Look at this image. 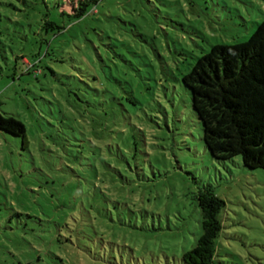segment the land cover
<instances>
[{"label":"rangeland","instance_id":"1","mask_svg":"<svg viewBox=\"0 0 264 264\" xmlns=\"http://www.w3.org/2000/svg\"><path fill=\"white\" fill-rule=\"evenodd\" d=\"M70 1L0 0V98L3 111L27 130L26 144L0 132V264H52L46 249L22 233L20 219L9 216L24 209L51 215L62 193H71L70 201L85 197V181L73 182V171L87 175L77 145L87 137L99 144L95 132L100 135L104 119L116 129V142H128L124 153L138 157L123 176L111 177L109 188L103 185L120 203L108 202L115 221L98 225L107 241L105 258L76 260L182 264L201 234L195 192L211 183L225 201L220 258L264 264V169L206 152L181 79L213 44L247 40L264 19V0H103L73 26L63 13L70 12ZM45 18L66 25L51 45ZM39 54L43 73L32 67ZM92 71L99 86L94 100L85 84ZM56 246L52 253L70 264L69 253ZM38 255L46 259L37 262Z\"/></svg>","mask_w":264,"mask_h":264},{"label":"trees","instance_id":"2","mask_svg":"<svg viewBox=\"0 0 264 264\" xmlns=\"http://www.w3.org/2000/svg\"><path fill=\"white\" fill-rule=\"evenodd\" d=\"M101 1L103 0H71L70 12L63 13L69 16L72 26L80 24L97 9ZM42 29L50 35L45 42L51 45L52 40L66 30V25L62 26L51 18H45ZM48 51L49 49L46 55ZM42 59V54H39L32 67L43 73L47 68L44 69L39 64ZM51 72L55 73L53 69ZM88 76L91 78L85 81L88 87L86 90H92L89 95L94 97V91H99L97 77L93 71ZM181 79L189 91L191 112L199 127L206 152L221 162L233 161L239 156L248 169H264V19L243 42L213 44L207 52L197 56ZM82 102L86 103L87 111L91 104L90 97L85 96ZM3 104L0 98V132L6 136L20 137L25 143L26 125L13 114L3 111ZM161 111L168 117V112L162 106ZM109 120L101 121L100 135L95 132L99 144L87 137L85 143L77 145L80 147L79 157L86 161L87 175L82 177L72 170L76 172L73 182L85 181L84 198L82 196L76 201H70L71 193L69 198L68 194L62 193L60 203L51 215L47 210L24 209L13 210L9 216L10 221L20 219L22 233L36 239V245L46 249L52 264H66L61 255L52 253L54 244L69 253L70 264L83 263L81 259L76 260L77 255L87 261L88 257L97 260L106 256L104 252L107 251V241L100 234L98 225L108 220L115 221L113 208L109 203L118 202L104 189L109 188L114 174L123 176L124 170L129 166L132 169L131 159L138 157V154L128 157L124 153L128 142L122 137V144L116 142L117 136L113 135L116 129L110 127ZM167 124L169 125L168 120ZM62 145L67 143L63 142ZM156 145L161 147L162 144ZM120 164H125V169L120 168ZM151 166L154 167L153 163ZM195 198L201 212V234L193 248L183 253L181 263L224 264L218 252V240L223 229L221 215L225 201L215 193L211 183H201L195 192ZM115 208L120 209V206L115 205ZM119 216V221H123V213L119 212ZM53 217L59 218V221ZM108 243L113 244L111 241ZM71 250L75 252L70 254ZM43 259L46 258L38 255L37 262Z\"/></svg>","mask_w":264,"mask_h":264}]
</instances>
